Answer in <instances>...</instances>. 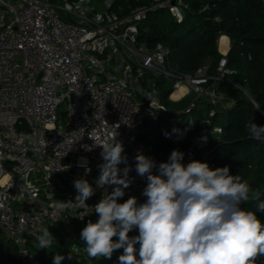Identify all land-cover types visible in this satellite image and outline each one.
Instances as JSON below:
<instances>
[{
	"label": "built area",
	"instance_id": "built-area-1",
	"mask_svg": "<svg viewBox=\"0 0 264 264\" xmlns=\"http://www.w3.org/2000/svg\"><path fill=\"white\" fill-rule=\"evenodd\" d=\"M59 1L0 0V230L15 245L22 264H39L33 248L43 229L83 242L82 229L89 220L98 221L95 205L115 187L96 186L98 166L104 162L98 145L113 131L132 169L131 185L117 202L135 196L141 204L147 199L141 194L147 180L135 170L138 150L157 165L168 161L135 140L146 119H167L169 126L161 131L165 140L188 141L183 164L203 162L211 152L209 141H219L222 134L221 128L211 126L215 110L193 136L183 126L185 115L198 101L217 106L224 98L218 90L221 81L245 92L227 78L226 55L214 75L208 64L193 74H173L165 66L169 48L162 43L150 47L141 40L151 12L167 11L180 24L190 10L189 0ZM162 76L172 88L167 101L189 97L186 107L169 111L151 81ZM180 87L184 91L172 98ZM63 101L65 122L57 115ZM231 105L229 101L227 108ZM125 166L118 165L121 170ZM153 173L158 174L156 169ZM81 178L95 194L85 204H76L74 181ZM128 235H139L138 229ZM135 248L139 259V244ZM122 254L118 249L115 255ZM0 264L13 262L5 258Z\"/></svg>",
	"mask_w": 264,
	"mask_h": 264
},
{
	"label": "clouds",
	"instance_id": "clouds-1",
	"mask_svg": "<svg viewBox=\"0 0 264 264\" xmlns=\"http://www.w3.org/2000/svg\"><path fill=\"white\" fill-rule=\"evenodd\" d=\"M247 129L251 138H264V126L250 123ZM118 135L115 130L98 145L104 162L98 166L96 186L115 187L95 205L98 221L89 220L80 233L88 257L111 259L115 250L123 249L118 264H255L257 257L264 256V223L257 216L264 213V189L230 175L227 166L213 170L195 160L185 165L184 153L178 149L157 165L138 150L135 170L146 177L141 193L146 202L138 204L130 196L118 203L132 182ZM122 163L126 166L121 170ZM74 188L76 204H85L95 194L87 179L75 180ZM242 204H252L256 211L241 208ZM133 229L139 235L129 237ZM37 241L40 249L47 250L55 237L45 228ZM64 259L57 254L53 264Z\"/></svg>",
	"mask_w": 264,
	"mask_h": 264
},
{
	"label": "trees",
	"instance_id": "trees-1",
	"mask_svg": "<svg viewBox=\"0 0 264 264\" xmlns=\"http://www.w3.org/2000/svg\"><path fill=\"white\" fill-rule=\"evenodd\" d=\"M189 1L190 10L180 24L172 22L167 11L151 12L143 23L147 31L141 32V40L150 47L162 43L169 48L165 66L173 74H193L208 60L209 73L214 75L222 58L218 51L219 37L230 38V49L226 54L227 78L237 82L245 92L229 82H219V92L227 94L233 101L231 107L218 110L209 103L198 101L185 115L183 126L191 136L198 134L206 126L209 110L214 108L211 121L219 123L222 134L203 162L213 170L227 166L230 175H240L253 188L264 189V138H251L247 129L250 123L264 126V116L250 100L252 98L264 112V0ZM205 5L208 9L202 10ZM164 15L167 18L161 20ZM156 86L161 99L167 101L171 85L158 82ZM179 103L180 108H184L189 99ZM136 140L150 146L153 155L167 160L174 149L183 151L188 144V141L173 144L160 134L150 138L146 134L143 137L136 135ZM241 208L256 211L252 204H242ZM257 216L264 223V213L257 212ZM54 237L55 242L47 250L34 246L33 252H39V264H53L52 254L65 257L61 264H80L72 247L85 244L71 236ZM3 245L0 243V248L7 259L13 264H22L16 249L12 252L10 246ZM113 253L117 254V250ZM69 255L71 260L67 259ZM255 264H264V256L257 257Z\"/></svg>",
	"mask_w": 264,
	"mask_h": 264
},
{
	"label": "rangeland",
	"instance_id": "rangeland-1",
	"mask_svg": "<svg viewBox=\"0 0 264 264\" xmlns=\"http://www.w3.org/2000/svg\"><path fill=\"white\" fill-rule=\"evenodd\" d=\"M51 2L54 4H57V5H58V3H61L59 0H51ZM62 15L67 19L70 18V15L67 13L62 12ZM166 18H167V16L164 15L163 17H161V20H164ZM170 19L172 20L171 17H170ZM208 62H209L208 60H205L204 64H208ZM166 80H167V78H165L164 76H162L159 79H153V78L151 79L152 83L156 84V83L160 82L163 85H166ZM221 95H224V98L227 96V94H222V93H221ZM224 98H222L223 100L221 102H219L217 106H215L218 108V110L227 109V105H228L229 101H231L233 103V101L230 97H226L225 99ZM163 102H164V100H163ZM164 103L167 105L169 111H172V112L180 109V105H181L180 103H171L170 101H166V100ZM66 106H67V101H63V102L59 103L58 108H57L58 118L60 121H63V122L66 121V116H65ZM210 111H211V109L209 110V112ZM144 125L145 126L138 129L137 136L140 135V137H143L146 134V136L150 138L151 135L161 134L162 129L164 127L169 126L168 121L165 118H163V119L162 118L146 119ZM211 126L221 128V126L217 122L212 123ZM135 140H136V138H135ZM216 140L217 139H211L209 141L208 149L210 151L217 144L218 141H216ZM0 243L4 244L3 246H6V245L10 246L12 252L15 251V245L5 237V235L3 234V232L1 230H0ZM72 250L76 255H78V262L80 264H118V258L114 253H113L111 259H105V258H100V257L90 258L87 256V253L85 251V245L79 246V245L75 244V245H73ZM38 254H39V252H34V255L36 257H38ZM5 258L7 259L8 257L5 255V253H3L2 248H0V261L4 260Z\"/></svg>",
	"mask_w": 264,
	"mask_h": 264
},
{
	"label": "bare ground",
	"instance_id": "bare-ground-1",
	"mask_svg": "<svg viewBox=\"0 0 264 264\" xmlns=\"http://www.w3.org/2000/svg\"><path fill=\"white\" fill-rule=\"evenodd\" d=\"M227 47H228V39L222 36L219 41V49L221 52H225L227 50ZM180 89L182 92L184 91V87H180ZM181 91L174 93L172 95V98H176L180 94Z\"/></svg>",
	"mask_w": 264,
	"mask_h": 264
},
{
	"label": "crops",
	"instance_id": "crops-1",
	"mask_svg": "<svg viewBox=\"0 0 264 264\" xmlns=\"http://www.w3.org/2000/svg\"><path fill=\"white\" fill-rule=\"evenodd\" d=\"M222 36H224V37H226L227 39H228V47H227V50L225 51V52H221L220 51V49H219V41H220V38L222 37ZM222 36H220L219 37V40H218V51L220 52V54L221 55H226L227 53H228V51H229V49H230V38L228 37V36H226V35H222ZM158 88V87H157ZM159 90V89H158ZM179 91H181V89H179ZM180 93H182V91L180 92ZM161 95V94H160ZM190 99L189 97H185L184 99ZM171 103H179L180 101H175V99H174V101H170ZM161 135V134H160ZM162 137V136H161Z\"/></svg>",
	"mask_w": 264,
	"mask_h": 264
},
{
	"label": "water",
	"instance_id": "water-1",
	"mask_svg": "<svg viewBox=\"0 0 264 264\" xmlns=\"http://www.w3.org/2000/svg\"><path fill=\"white\" fill-rule=\"evenodd\" d=\"M171 3L172 4H175L176 3V0H171ZM234 42V41H233ZM258 110L260 111V112H263V110L260 108V107H258ZM264 113V112H263Z\"/></svg>",
	"mask_w": 264,
	"mask_h": 264
}]
</instances>
